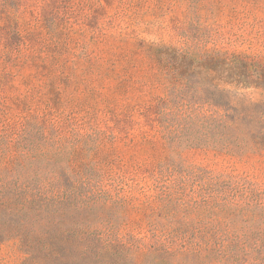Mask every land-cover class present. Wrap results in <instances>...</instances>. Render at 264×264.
<instances>
[{
	"label": "trees",
	"instance_id": "1",
	"mask_svg": "<svg viewBox=\"0 0 264 264\" xmlns=\"http://www.w3.org/2000/svg\"><path fill=\"white\" fill-rule=\"evenodd\" d=\"M150 55L165 86L155 113L167 155L145 212L148 241L122 235L124 199L98 169L74 168L69 141L25 126L0 165V242L17 241L24 264H264V187L183 157L193 148L264 155V104L245 92L264 90V61L202 38Z\"/></svg>",
	"mask_w": 264,
	"mask_h": 264
},
{
	"label": "rangeland",
	"instance_id": "2",
	"mask_svg": "<svg viewBox=\"0 0 264 264\" xmlns=\"http://www.w3.org/2000/svg\"><path fill=\"white\" fill-rule=\"evenodd\" d=\"M198 38L264 61V0H0V165L25 126L60 135L74 146V168L98 169L124 199L122 235L148 241L145 212L167 155L155 113L165 86L150 51ZM245 92L264 104V90ZM183 157L264 187L263 154L193 148ZM24 259L17 241L0 242V264Z\"/></svg>",
	"mask_w": 264,
	"mask_h": 264
}]
</instances>
